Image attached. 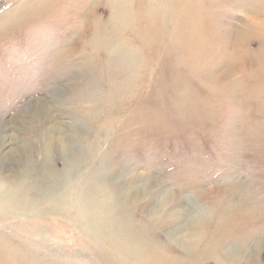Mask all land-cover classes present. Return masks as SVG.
<instances>
[{
    "label": "rangeland",
    "instance_id": "374dc122",
    "mask_svg": "<svg viewBox=\"0 0 264 264\" xmlns=\"http://www.w3.org/2000/svg\"><path fill=\"white\" fill-rule=\"evenodd\" d=\"M0 264H264V0H0Z\"/></svg>",
    "mask_w": 264,
    "mask_h": 264
}]
</instances>
